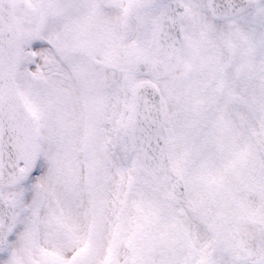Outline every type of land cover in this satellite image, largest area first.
<instances>
[{
  "label": "snow or ice",
  "instance_id": "1",
  "mask_svg": "<svg viewBox=\"0 0 264 264\" xmlns=\"http://www.w3.org/2000/svg\"><path fill=\"white\" fill-rule=\"evenodd\" d=\"M0 264H264V0H0Z\"/></svg>",
  "mask_w": 264,
  "mask_h": 264
}]
</instances>
